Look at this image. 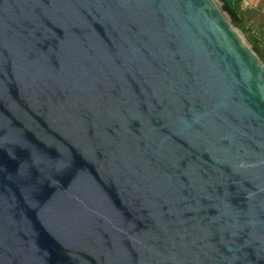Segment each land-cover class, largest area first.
<instances>
[{"label":"water","instance_id":"obj_1","mask_svg":"<svg viewBox=\"0 0 264 264\" xmlns=\"http://www.w3.org/2000/svg\"><path fill=\"white\" fill-rule=\"evenodd\" d=\"M216 0H0V264H264V50Z\"/></svg>","mask_w":264,"mask_h":264},{"label":"rangeland","instance_id":"obj_2","mask_svg":"<svg viewBox=\"0 0 264 264\" xmlns=\"http://www.w3.org/2000/svg\"><path fill=\"white\" fill-rule=\"evenodd\" d=\"M218 5L221 7V0H216ZM229 1V0H228ZM235 1V0H232ZM231 24L235 26L240 36L243 37L250 47L258 54L264 50V37H262V30H264V19L261 13L252 10L249 13H244L240 23L230 18L228 13L224 10ZM255 47L259 48L256 51Z\"/></svg>","mask_w":264,"mask_h":264},{"label":"crops","instance_id":"obj_3","mask_svg":"<svg viewBox=\"0 0 264 264\" xmlns=\"http://www.w3.org/2000/svg\"><path fill=\"white\" fill-rule=\"evenodd\" d=\"M221 7L238 23L241 22L245 12L249 13L252 10L261 13L264 19V0H221Z\"/></svg>","mask_w":264,"mask_h":264},{"label":"trees","instance_id":"obj_4","mask_svg":"<svg viewBox=\"0 0 264 264\" xmlns=\"http://www.w3.org/2000/svg\"><path fill=\"white\" fill-rule=\"evenodd\" d=\"M222 10H225L221 7ZM232 19V18H231ZM262 37H264V30H262ZM256 51H259V48L255 47Z\"/></svg>","mask_w":264,"mask_h":264}]
</instances>
